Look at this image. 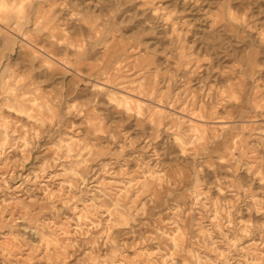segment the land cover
<instances>
[{
  "label": "rangeland",
  "instance_id": "374dc122",
  "mask_svg": "<svg viewBox=\"0 0 264 264\" xmlns=\"http://www.w3.org/2000/svg\"><path fill=\"white\" fill-rule=\"evenodd\" d=\"M0 264H264V0H0Z\"/></svg>",
  "mask_w": 264,
  "mask_h": 264
}]
</instances>
